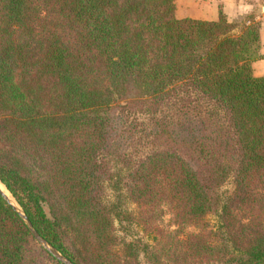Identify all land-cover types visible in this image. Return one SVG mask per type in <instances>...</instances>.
Returning a JSON list of instances; mask_svg holds the SVG:
<instances>
[{"label":"trees","instance_id":"trees-1","mask_svg":"<svg viewBox=\"0 0 264 264\" xmlns=\"http://www.w3.org/2000/svg\"><path fill=\"white\" fill-rule=\"evenodd\" d=\"M260 29L175 0H0V181L37 233L73 264H264ZM163 202L200 234L158 225ZM0 264H63L1 192Z\"/></svg>","mask_w":264,"mask_h":264},{"label":"crops","instance_id":"crops-1","mask_svg":"<svg viewBox=\"0 0 264 264\" xmlns=\"http://www.w3.org/2000/svg\"><path fill=\"white\" fill-rule=\"evenodd\" d=\"M178 19L218 21L220 9L230 22L242 15L255 14L261 21L258 59L253 63V75L264 77V0H175Z\"/></svg>","mask_w":264,"mask_h":264},{"label":"rangeland","instance_id":"rangeland-1","mask_svg":"<svg viewBox=\"0 0 264 264\" xmlns=\"http://www.w3.org/2000/svg\"><path fill=\"white\" fill-rule=\"evenodd\" d=\"M254 14V13H253ZM251 14H246V15H242V16H250ZM240 16V17H242ZM239 18H237L236 20H238ZM0 187L1 189L4 191L5 194H7V196L12 200L13 205L17 208L18 211L22 212L21 208L19 207V205L17 204V202L15 201V199L12 197V195L8 192V190L5 188V186L3 184H1L0 182ZM223 191H230L232 190V183H228L225 187L222 188ZM117 193H114L113 191L108 190L106 197L109 201H111L112 199L115 201H117L116 199ZM123 209H128L129 212H138L139 211V207L136 204H133L132 202H128L127 200H123L121 201ZM163 206L160 208L161 213H159L160 215H162V217L160 218L161 220L158 222V225H160L161 227H163V229H165L167 232H178L177 234H179V239L180 240H185L188 236L190 235H198L200 234V229L194 226H185L183 228L175 225L173 219V215L171 213V210L169 208V206L166 204V202H163L162 204ZM210 221L209 224V229L211 230V227L213 225H215L216 222V217H209L208 219ZM116 229H117V235L125 240L127 243L130 242H147L150 245H154V242L152 240L151 237L147 236L146 232L143 231L142 227L137 226L136 224L134 225H130L127 224L126 222H120L117 221L116 222ZM36 239V238H35ZM37 241V239H36ZM38 242V241H37ZM38 244L43 247L41 245V243L38 242ZM44 248V247H43ZM45 249V248H44ZM141 264H147L145 262L144 256L141 255L139 258Z\"/></svg>","mask_w":264,"mask_h":264},{"label":"water","instance_id":"water-1","mask_svg":"<svg viewBox=\"0 0 264 264\" xmlns=\"http://www.w3.org/2000/svg\"><path fill=\"white\" fill-rule=\"evenodd\" d=\"M1 182V181H0ZM2 184V183H1ZM0 192L3 195V197L7 200V202L13 206L15 208V210L22 216L23 220L26 222V224L28 225L31 233L33 234V236L37 239V241L39 243H41V245L47 250L49 251L58 261H60L63 264H73L70 260H68L67 258H65L63 255H61L57 250H55L47 241H45L38 233L37 231L34 229V227L32 226V224L30 223V221L28 220V218L24 215L23 212H20L17 210V208L13 205L12 200L7 196V194H5L1 188H0Z\"/></svg>","mask_w":264,"mask_h":264},{"label":"bare ground","instance_id":"bare-ground-1","mask_svg":"<svg viewBox=\"0 0 264 264\" xmlns=\"http://www.w3.org/2000/svg\"><path fill=\"white\" fill-rule=\"evenodd\" d=\"M1 186V185H0ZM1 188V187H0ZM2 190V189H1ZM3 191V190H2ZM4 192V191H3Z\"/></svg>","mask_w":264,"mask_h":264}]
</instances>
